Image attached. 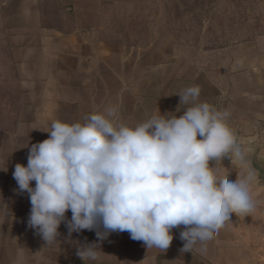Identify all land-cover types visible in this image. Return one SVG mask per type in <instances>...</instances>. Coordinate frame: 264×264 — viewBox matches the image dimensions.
Returning <instances> with one entry per match:
<instances>
[{"label": "crops", "instance_id": "crops-1", "mask_svg": "<svg viewBox=\"0 0 264 264\" xmlns=\"http://www.w3.org/2000/svg\"><path fill=\"white\" fill-rule=\"evenodd\" d=\"M47 1L0 0V264H264V185L251 163L227 156L221 169L231 181L253 173L255 209L233 214L205 252L181 251L184 226L172 230L163 253L127 231L102 240L96 231L70 234L71 210L51 244L28 226L29 194L19 190L13 172L16 164L27 166L30 147L49 138L56 120L84 123L109 106L117 108L118 123L130 126L159 110L179 117L191 105H180L178 94L198 85L200 102L229 112L226 123L240 148L257 144L264 158V35L205 54L168 26H156L147 44H127L101 28L72 26L67 8ZM242 151L245 159L253 154ZM88 244L96 245L98 257L83 261L77 250Z\"/></svg>", "mask_w": 264, "mask_h": 264}, {"label": "clouds", "instance_id": "clouds-1", "mask_svg": "<svg viewBox=\"0 0 264 264\" xmlns=\"http://www.w3.org/2000/svg\"><path fill=\"white\" fill-rule=\"evenodd\" d=\"M200 95V86L186 87L180 105L191 106L182 116L159 110L131 126L117 122L113 106L84 123L53 121L49 138L33 144L27 166L16 164L13 172L19 190L29 194L28 226L51 244L71 210L70 234L96 231L102 240L127 231L162 253L173 242L172 230L184 226L181 251L205 252L233 214L250 215L255 203L253 173L235 181L222 173L226 156L247 163L226 123L229 112L200 102ZM77 256L95 260L96 245L79 247Z\"/></svg>", "mask_w": 264, "mask_h": 264}, {"label": "rangeland", "instance_id": "rangeland-1", "mask_svg": "<svg viewBox=\"0 0 264 264\" xmlns=\"http://www.w3.org/2000/svg\"><path fill=\"white\" fill-rule=\"evenodd\" d=\"M72 26L101 28L112 39L145 45L168 26L202 53L264 35V0H49ZM203 54V55H205ZM210 64H219L212 54ZM204 56V57H205ZM248 163V162H247Z\"/></svg>", "mask_w": 264, "mask_h": 264}, {"label": "water", "instance_id": "water-1", "mask_svg": "<svg viewBox=\"0 0 264 264\" xmlns=\"http://www.w3.org/2000/svg\"><path fill=\"white\" fill-rule=\"evenodd\" d=\"M244 148H249L253 150V154L248 156L245 160L248 163H251L253 168L257 171L258 173V180L261 185H264V158L260 156V146L257 144H252V145H246L242 147V150Z\"/></svg>", "mask_w": 264, "mask_h": 264}]
</instances>
